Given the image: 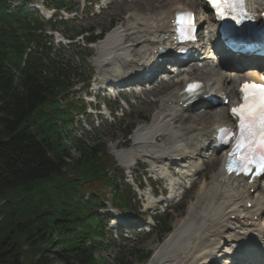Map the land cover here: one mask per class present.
<instances>
[{"label": "trees", "instance_id": "1", "mask_svg": "<svg viewBox=\"0 0 264 264\" xmlns=\"http://www.w3.org/2000/svg\"><path fill=\"white\" fill-rule=\"evenodd\" d=\"M28 1L0 0V264H108L95 258L109 246L100 211L109 201L132 213V198L105 146L65 130L71 114L84 113L72 91L82 71L52 51L44 32L56 25L27 12ZM158 222L161 238L169 221ZM135 253L136 263L148 258ZM111 264L132 262L118 248Z\"/></svg>", "mask_w": 264, "mask_h": 264}, {"label": "rangeland", "instance_id": "2", "mask_svg": "<svg viewBox=\"0 0 264 264\" xmlns=\"http://www.w3.org/2000/svg\"><path fill=\"white\" fill-rule=\"evenodd\" d=\"M126 1L101 0L99 2L97 1L95 6L89 7L86 4V1L82 0L80 2V6L75 8L76 13L71 16L67 15V19L70 21L68 27L58 26L59 33L68 37L82 30L96 31V34L94 33V35H99L100 32L105 33V35L102 37V42H98L91 46H86L80 38H77L70 46H68V42L62 40V37H59L60 35L58 33H50L52 35L51 40L55 46L54 48L60 49V51L63 53L64 63L68 64L69 66H76V64L79 62V58H83L82 69L85 72L83 73V76L86 79V83L85 85H78L74 91L78 95L79 99H84V105L87 108V114L85 117L72 116L70 119L71 126H65V130L70 131L75 137L80 138L89 144V146L103 144L106 148L107 154L113 157L117 167L121 171V177H123L125 183L130 186V196L134 198L133 210L135 212L131 215L114 212L109 209L110 206L109 203H107V209L102 211V213H112L109 214L112 217V220L104 227V236L109 243V246L96 253L95 258H106L108 264H111L117 249L120 248L127 259L132 262V264H188L186 260H180L178 253L181 249H183L184 246H186L190 237V235L188 236V233L194 224L200 225V222L196 219L191 220V223L187 222V212L195 203L194 195L197 193L199 187L208 184V180H203V178L207 177L208 175L213 176L216 174V172H220L221 162L219 160L216 161V159L214 160V157L209 156V154L205 152H200L199 155L194 156L192 161L194 165L199 166V171L195 176V182L191 189L184 194L183 199L179 203H176L177 200H179L178 194L180 191L178 190V193H176L172 190V188L173 185H179V188L185 186L186 182L183 181L184 178H180V180L179 178L173 179L169 177L168 179L164 175L168 174L166 172L167 165L165 163L154 162L150 158H142L139 155H135L134 158H131L129 152L131 144L133 143V132H135L139 126H144L147 128V131H144L141 137H144L147 142L152 143L150 146L152 150L160 149L163 146H186L185 138H175L171 144L168 145L163 142L161 138H157V141L152 139L154 133L159 132V134H161L164 131H168L170 129L175 130V128L186 125V123L180 125L181 123H173L170 121V127L164 128L160 121L156 119L157 115L161 113L159 100L165 96V93H163L165 89L163 87H154L156 90L145 92L147 91L148 87H144L145 90L138 88L135 93L132 95L126 94L125 98L122 99V101L126 102V105L123 104L121 100L117 102L108 101V97L103 100V97L106 95V93L100 92L99 97L100 99L102 98V101L96 100V103H98L96 106L97 111L92 112L93 114H90V110H88V108L89 106H93L91 102L93 103L95 100L92 97H88L87 95L89 93L92 96L96 89L93 86V81L99 77L101 69V67L95 64V61L98 58L108 59L112 58L113 56L132 58V56L128 55L124 50H119L117 52H111L110 50H107L108 44H120L124 34V25L134 28V23L131 21V16L156 17L152 18L151 21H147V24L151 26L152 29H154V27L160 24L157 22L159 20L158 14H161L164 17L166 11L169 8H172L170 6L199 11L197 3L200 2L199 0H175L171 5L163 6V8L154 7L148 9V7H146V10L141 12L138 7L127 9ZM133 1L136 2V0ZM109 3L110 5L103 10L102 8ZM47 4L48 3L46 0H34L30 2L28 10L36 12L38 16H41V18L45 19L52 14L50 10L46 11ZM84 4L86 6H84ZM201 19L202 16H200V20ZM107 40H109V43L106 42ZM94 46L96 48H93ZM149 48L150 47H148V49ZM105 49L108 52H105ZM208 67L211 68L208 72V76L210 78H207L206 75L199 74L197 77L198 80L207 81L209 84H212L217 80V77L212 76L215 72L226 74L231 79L236 78L233 76L234 73L229 75L214 65H208ZM110 69L119 71L121 69L120 63H113ZM183 77L184 75L181 78ZM235 86L236 84L233 85L234 88ZM111 91L113 95L115 90L111 89ZM79 94H81V96ZM152 101L158 102L157 105L151 106L149 102ZM102 103H104V105L108 104L111 111L113 112L116 111V109H119V111L116 113V119L108 116V114L103 110ZM219 108L220 107L215 106L208 108L205 111L214 113L220 111L221 109ZM200 111H202L201 108H195L192 111L179 115V119L181 120L187 114L191 115ZM121 112L123 117L120 114ZM120 121L121 123L124 122L125 125L130 126L131 128L135 126L134 131L130 133L128 132L129 130L125 131L123 127H120L118 123ZM126 132L128 133V136ZM66 144L69 147V153L74 156L75 152L71 147L70 141H66ZM148 150L150 149L148 148ZM108 151H110V153ZM204 161L207 162L204 163ZM170 191L172 193H170ZM174 193L175 195H173ZM160 194L162 196H160ZM263 194L264 189L261 187L258 188L256 193L250 196V198L252 200L260 198L261 202H264ZM153 195H157L158 197L154 198ZM109 196L110 195L108 192L105 193L106 198ZM232 203L233 202H228L227 207L231 206ZM236 207H239L237 211H242L243 200H239L236 204ZM224 209H220V212H224V218L227 219V214L225 212L226 210ZM137 214L147 218L157 215L158 218L162 220L167 219L169 221L168 224L170 231L159 238L158 234L161 229L160 223L155 221L154 226L153 222L149 219L142 220L139 223V221L135 220V216ZM246 216L248 217L249 214H246ZM174 224H178L179 229L175 231L176 233L173 232V238L167 241V236L172 234L171 232L173 231ZM249 224H252V222H247V225ZM255 224L258 227H261V225L264 224V220L260 219L258 222H255ZM206 225L208 226L209 223ZM210 227L212 226H209V228ZM236 232L237 230H234V234ZM231 235L232 233L228 235V237ZM165 241L168 243L166 242L165 244ZM212 241L213 238H209L208 248L198 247L196 249L197 251L192 254L193 259L190 260V264H202V262H204L195 261V254L197 252H201L199 251L200 249L208 252L211 249ZM231 245L235 246L236 244L235 242H231ZM227 247L228 244L225 246L220 245L218 248L219 252H221L219 254L223 256L222 260L225 262L227 261L225 256ZM135 252H142V254H146L148 256L147 260L142 263H136L134 259L136 254ZM154 257H156L155 260L149 261L150 258Z\"/></svg>", "mask_w": 264, "mask_h": 264}, {"label": "bare ground", "instance_id": "3", "mask_svg": "<svg viewBox=\"0 0 264 264\" xmlns=\"http://www.w3.org/2000/svg\"><path fill=\"white\" fill-rule=\"evenodd\" d=\"M126 1V0H125ZM175 0H138L134 2L133 0H127L126 1V8L132 9L135 7H138L139 10L142 12L146 10V7L148 9L151 8H163V6L171 5L172 2ZM261 0H254L250 1V7L253 8V5L256 7L260 3ZM196 2V1H195ZM144 3V4H143ZM143 5V6H142ZM172 8H169L168 11H166V16L161 17L159 19V22L161 23L159 26H156L153 30L151 26L147 24V21H151L152 18L156 17H132V22L136 25L135 28L125 26L124 25V34L122 36V41L119 45H113L108 44V51L111 52H117L119 50H124L128 55H131L132 58H125L123 56H113L112 58L108 59H100L98 58L95 61V64L101 67L99 77L94 81L95 85L104 84L111 79H116L120 81L127 80L125 78V74L127 71H133L134 73L141 72L145 74L148 72L152 67L156 64V56H153V50H156L158 47H161L163 50H167L165 54L161 53L162 57L171 55L170 51V45L163 46L164 37L169 32V21L168 16L173 14L177 11H182L184 9H179L174 6H170ZM156 10V9H155ZM139 11V12H140ZM160 17L161 14H158ZM165 19V22H164ZM123 25V24H122ZM135 31V32H134ZM114 33V32H113ZM162 38V39H160ZM109 43V40L106 41ZM123 47V48H122ZM147 47H151V53L148 54ZM105 49V52H108ZM115 62H119L121 65V72L115 73L113 70L110 69L111 65ZM151 66L150 68H142L140 66ZM208 65L203 68H198L196 66H193L191 71L187 73L188 76L191 77L188 81L196 80L194 76L198 74H205L209 72ZM205 70L206 72H204ZM251 72L246 73V75H251ZM214 76H217L218 78L223 80V84H220L219 81L213 82L212 84L203 83L202 87L200 89L201 94L198 95L203 96L207 94H213L214 96L219 93V91L223 90L227 97H230V99L236 100L237 93L236 89L233 88V84L237 83L236 80H231L229 77H223V74H219L218 72L216 74H213ZM253 75L257 76V73H253ZM136 76V75H134ZM177 76H181V73L179 72ZM207 77V76H206ZM132 78V77H131ZM130 79V78H128ZM219 79V80H220ZM241 80V79H237ZM184 82L183 81L182 85ZM161 87L165 88L166 91L170 90V92H166L165 96L159 100L160 104V111L161 113L157 115V120L160 121L162 126L164 128L170 127L169 122L172 121L173 123H181L180 125H183V123H186L184 126H180L179 128H175V130L170 129L168 131H164L161 134L154 133L152 136V139L157 141V138H161L163 142H165L167 145L171 144V142L175 138H185L186 146L185 147H161L157 150H152L150 147L152 145L151 142H147V140L142 138V134L144 131H147L146 127H139L133 136V143L131 144V148L129 150L131 158H134L135 155H139L142 158H150L154 162H162L165 163L167 166V170L169 172H172L173 175H176L174 172V166L177 164H174L172 162V159L177 158L178 162L185 165V162H188L189 159H192L194 156V153L204 150L205 146L209 150H214L213 148V141L211 138V135L213 134V131L216 127L227 125L228 120V107L222 109L218 112H207V111H200L196 112L191 115H186L181 120L179 119V115L183 114V109L173 107L172 110L168 109L165 105V102H170L172 104H176V102L181 101V96L178 94V90H176L175 85L173 82L170 81V79L167 81V83L161 84ZM195 101L192 103L190 107L187 108V110L202 106L203 103L200 100H197V97H194ZM161 101V102H160ZM151 106L157 105L158 102L152 101L149 102ZM206 103V102H205ZM208 105H211L210 103H207ZM167 110V111H166ZM172 111V113L170 112ZM170 119V120H167ZM206 124V125H205ZM148 148L150 150H148ZM110 153V151H108ZM225 152L221 155L220 158L217 160L221 161V164L223 163ZM216 160V161H217ZM180 164V171L182 174L185 170L186 173L189 174V170L192 168H196L195 166H182ZM214 171V170H212ZM186 176H189V175ZM203 180H208L207 185H202L199 187L197 193L194 195L195 203L191 206L189 211L187 212V222L191 223V220H198L200 222V225L194 224L190 232L188 233L189 240L187 241L186 246L183 247L178 253V256L180 260H186L188 264H190V260L193 259L192 254L195 252L197 247H204L207 245V241L204 243L198 242L197 244L193 242V240L197 237H205L206 240L210 236L214 238V244L212 247L219 246V243L221 241L220 237L221 234L226 236L229 231L231 233L234 232L236 228L239 229V231L235 234L234 239L237 240V242L243 244L242 247H246L245 250H242L243 256H246L249 250H247V247L259 244L263 239L262 237V230L257 228L254 225H252V229L247 227V222L249 219L244 220L243 222H235L231 223L228 219H230L231 216H234V218L238 219L241 214H237V210L239 207H236V204L239 200L243 201V206L246 204V202H251L249 200V195L244 191V187L249 190L246 183L243 181H240L238 179H234L232 177H226L223 172H216L215 175L211 176L208 175L207 177H204ZM253 187H257L256 183H254ZM234 194H233V192ZM257 201H253V206L251 210L255 211L254 213L262 214L264 213V207L263 204L260 201V198H256ZM228 202H233L231 206L227 207ZM225 208V209H224ZM220 209L226 210L227 212V219H225V213L220 212ZM254 214L252 213L251 216ZM252 218V217H251ZM250 218V220H251ZM209 225L207 226L206 224ZM179 224V223H178ZM178 224H174L172 234L170 236H167V241L171 240L173 238V235L177 229H179ZM232 225V228L231 226ZM240 225V226H239ZM209 226H212L209 228ZM264 226V225H263ZM226 230V231H224ZM244 231L245 233H242V236H239L240 232ZM226 232V233H225ZM251 233H255L254 237L250 235ZM176 233V232H175ZM226 234V235H225ZM257 239V240H256ZM239 240V241H238ZM256 240V241H255ZM165 241L164 243L166 244ZM244 242V243H243ZM256 242V243H254ZM168 243V242H167ZM240 243V245H241ZM161 247V246H160ZM239 247V246H238ZM255 248V246H254ZM264 250V244L262 245L261 251ZM259 254V251H258ZM197 255V253L195 254ZM156 257L150 258L149 261L155 260ZM205 258V256H204ZM255 258V252L249 257L250 261H253V264H264L263 260H258V262H255L253 260Z\"/></svg>", "mask_w": 264, "mask_h": 264}, {"label": "snow or ice", "instance_id": "4", "mask_svg": "<svg viewBox=\"0 0 264 264\" xmlns=\"http://www.w3.org/2000/svg\"><path fill=\"white\" fill-rule=\"evenodd\" d=\"M215 9L220 19L226 17L240 22L239 15L243 14L244 0H206ZM179 37L192 39V14L185 12L177 16ZM198 84L188 86L187 91L195 93ZM242 103L231 109V114L238 117L239 134L235 138V146L229 154L228 171H236L249 175L253 168L257 174H264V85L245 82L240 89ZM221 140L228 143L233 134L230 129L222 128Z\"/></svg>", "mask_w": 264, "mask_h": 264}]
</instances>
